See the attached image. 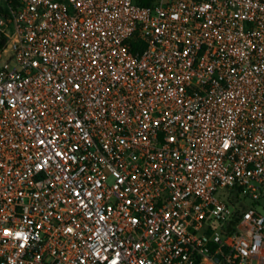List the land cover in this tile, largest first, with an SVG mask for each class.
Returning a JSON list of instances; mask_svg holds the SVG:
<instances>
[{"label":"built area","instance_id":"2783aa9c","mask_svg":"<svg viewBox=\"0 0 264 264\" xmlns=\"http://www.w3.org/2000/svg\"><path fill=\"white\" fill-rule=\"evenodd\" d=\"M0 264H264V0H0Z\"/></svg>","mask_w":264,"mask_h":264}]
</instances>
